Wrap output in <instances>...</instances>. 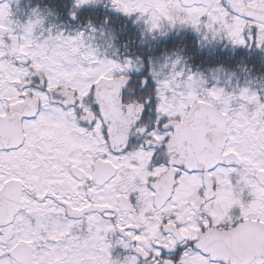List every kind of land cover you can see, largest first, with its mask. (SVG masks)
Instances as JSON below:
<instances>
[{"label": "snow or ice", "instance_id": "6c2138e0", "mask_svg": "<svg viewBox=\"0 0 264 264\" xmlns=\"http://www.w3.org/2000/svg\"><path fill=\"white\" fill-rule=\"evenodd\" d=\"M0 264H264V0H0Z\"/></svg>", "mask_w": 264, "mask_h": 264}]
</instances>
